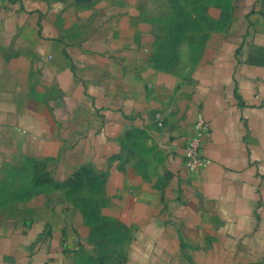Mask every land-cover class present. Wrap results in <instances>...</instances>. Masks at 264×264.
Here are the masks:
<instances>
[{
    "label": "crops",
    "instance_id": "obj_1",
    "mask_svg": "<svg viewBox=\"0 0 264 264\" xmlns=\"http://www.w3.org/2000/svg\"><path fill=\"white\" fill-rule=\"evenodd\" d=\"M0 264H264V0H0Z\"/></svg>",
    "mask_w": 264,
    "mask_h": 264
},
{
    "label": "built area",
    "instance_id": "obj_2",
    "mask_svg": "<svg viewBox=\"0 0 264 264\" xmlns=\"http://www.w3.org/2000/svg\"><path fill=\"white\" fill-rule=\"evenodd\" d=\"M209 132V124L205 121L200 112L196 113L193 123L192 133L187 138L184 145V165L192 173L199 170L209 163V159L201 155L202 139Z\"/></svg>",
    "mask_w": 264,
    "mask_h": 264
},
{
    "label": "rangeland",
    "instance_id": "obj_3",
    "mask_svg": "<svg viewBox=\"0 0 264 264\" xmlns=\"http://www.w3.org/2000/svg\"><path fill=\"white\" fill-rule=\"evenodd\" d=\"M168 19L166 18V20H165V18L163 19V21L161 20V22H164V28H167L168 27V30H170V29H172V26L170 25V23L167 21ZM167 21V22H166ZM170 26V27H169ZM170 33H173L174 34V36L175 37H177V34H176V30H174V32L173 31H170ZM168 35V34H167ZM167 35H164V37L165 36H167ZM198 43L195 41L192 45H190L191 47H193L194 48V50L192 51V50H190V51H192V52H194V53H196V51H197V49H195L198 45H197ZM168 46H169V44H168V42H166V44H165V41H164V46H163V49L161 48V47H159V50L156 52L157 54H162V55H166L167 57L169 56V55H172V54H170V48L169 49H167L168 48ZM162 49V50H161ZM190 51H188V50H184L183 52L185 53V55H187V54H189L190 53ZM174 55H176V54H174ZM171 58H175L174 59V61H176V56L174 57V56H172ZM170 62V61H169ZM174 63V62H173ZM172 66V65H171Z\"/></svg>",
    "mask_w": 264,
    "mask_h": 264
},
{
    "label": "trees",
    "instance_id": "obj_4",
    "mask_svg": "<svg viewBox=\"0 0 264 264\" xmlns=\"http://www.w3.org/2000/svg\"><path fill=\"white\" fill-rule=\"evenodd\" d=\"M183 24V22H180V20H179V25L178 26H181ZM177 36H178V34H177Z\"/></svg>",
    "mask_w": 264,
    "mask_h": 264
}]
</instances>
